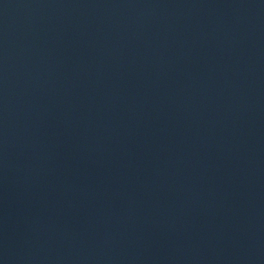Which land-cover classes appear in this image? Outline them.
I'll list each match as a JSON object with an SVG mask.
<instances>
[{
    "label": "water",
    "instance_id": "obj_1",
    "mask_svg": "<svg viewBox=\"0 0 264 264\" xmlns=\"http://www.w3.org/2000/svg\"><path fill=\"white\" fill-rule=\"evenodd\" d=\"M0 264H264V0H0Z\"/></svg>",
    "mask_w": 264,
    "mask_h": 264
}]
</instances>
